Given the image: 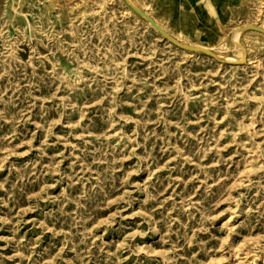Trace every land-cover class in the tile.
I'll list each match as a JSON object with an SVG mask.
<instances>
[{"label": "rangeland", "instance_id": "374dc122", "mask_svg": "<svg viewBox=\"0 0 264 264\" xmlns=\"http://www.w3.org/2000/svg\"><path fill=\"white\" fill-rule=\"evenodd\" d=\"M131 1L230 62L126 0H0V264H264V0Z\"/></svg>", "mask_w": 264, "mask_h": 264}, {"label": "water", "instance_id": "95a60500", "mask_svg": "<svg viewBox=\"0 0 264 264\" xmlns=\"http://www.w3.org/2000/svg\"><path fill=\"white\" fill-rule=\"evenodd\" d=\"M129 5L136 11L138 12L141 16H143L144 18H146L158 31L159 33L167 40H169L170 42H172L173 44H175L176 46L185 49V50H192V51H203L213 57H215L216 59L220 60V61H224V62H230L227 59H222L221 57H219L218 54H216L215 52H213L211 49L209 48H205V47H201V46H195V45H191V44H185L182 43L180 41H178L177 39H175L173 36H171L161 25H159L154 18L149 15L147 12H145L144 10H142L141 8H139L138 6H136L133 2H131V0H126ZM247 29H256L259 30L261 32H264V28H261L258 25H252V26H247L245 28H243V30H247ZM242 48H244L243 45H241ZM246 58V57H245ZM245 58H243L242 62L245 60Z\"/></svg>", "mask_w": 264, "mask_h": 264}, {"label": "bare ground", "instance_id": "6f19581e", "mask_svg": "<svg viewBox=\"0 0 264 264\" xmlns=\"http://www.w3.org/2000/svg\"><path fill=\"white\" fill-rule=\"evenodd\" d=\"M158 2H159V0H157ZM166 1H169V0H166ZM127 2V1H126ZM132 2V1H131ZM136 6H137V4L135 3V2H133ZM129 4V3H128ZM130 8H131V10H134L131 6H130ZM135 11V10H134ZM138 13V12H137ZM168 13V10L167 9H163L162 10V12H160V16H164V15H166ZM139 14V13H138ZM140 15V14H139ZM146 19V18H145ZM155 20V19H154ZM148 21V20H147ZM149 22V21H148ZM157 22V21H156ZM158 23V22H157ZM159 24V23H158ZM152 25V24H151ZM160 25V24H159ZM153 26V25H152ZM184 26H185V24H184ZM245 26H247V25H245ZM176 28V27H175ZM242 28V27H241ZM262 28H264V27H262ZM189 29H190V27H189ZM191 31V30H190ZM240 32H241V30L239 29V30H237L236 32H235V34H234V38H233V41L234 42H237V43H239V38H238V36H239V34H240ZM195 46H197V45H195ZM239 47V46H238ZM244 49L246 50V46H245V44H244ZM220 56V55H219Z\"/></svg>", "mask_w": 264, "mask_h": 264}, {"label": "crops", "instance_id": "0c3cea01", "mask_svg": "<svg viewBox=\"0 0 264 264\" xmlns=\"http://www.w3.org/2000/svg\"><path fill=\"white\" fill-rule=\"evenodd\" d=\"M170 1L173 2L172 0H169V1H167V3L169 4ZM187 1L189 2L190 0H187ZM188 2H187V3H188ZM162 10H163V9H162Z\"/></svg>", "mask_w": 264, "mask_h": 264}]
</instances>
